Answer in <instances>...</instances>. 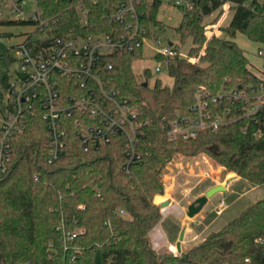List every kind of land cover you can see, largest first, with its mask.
<instances>
[{
    "label": "trees",
    "instance_id": "16d2710c",
    "mask_svg": "<svg viewBox=\"0 0 264 264\" xmlns=\"http://www.w3.org/2000/svg\"><path fill=\"white\" fill-rule=\"evenodd\" d=\"M229 1L234 5L223 27L225 36L211 37L198 63L176 57L167 69L171 86L160 80L142 85L151 77L149 69L143 79L132 69L141 49L108 58L113 64L104 75L109 88L127 97L139 121L146 122L139 143L141 160L130 174L122 170L121 137L84 151L79 138L69 133L64 155L48 163L45 124L39 115L29 118L24 132L12 140L6 171L0 172V264H264V197L181 257L158 252L149 238L161 218L153 200L163 191L160 172L175 152L206 151L227 171L254 186L264 184V134L255 137L252 126L245 131L246 121H231L188 140L167 134L165 121L190 113L199 86L215 94L222 87H245L260 80L259 66L250 64L234 37L242 33L258 48L264 43V0ZM114 2L37 0V5L41 19L48 20L57 34L99 33L120 28L104 15ZM220 3L199 0L193 10L181 11L175 31L180 43L190 40L189 54L205 41L203 14ZM157 8L156 4L147 8L146 25L161 24ZM79 10L86 12V25ZM29 23L0 20V24ZM72 233L75 238L67 239Z\"/></svg>",
    "mask_w": 264,
    "mask_h": 264
},
{
    "label": "built area",
    "instance_id": "2783aa9c",
    "mask_svg": "<svg viewBox=\"0 0 264 264\" xmlns=\"http://www.w3.org/2000/svg\"><path fill=\"white\" fill-rule=\"evenodd\" d=\"M114 1L110 12L106 9L104 15L120 25L119 29L57 34L52 31L48 20L41 19L35 0L36 11L24 20L30 21L28 25L34 27L33 34L38 36L29 34L15 46L19 70L14 81L5 80L2 84L5 112H0L1 173L10 163L13 138L24 132L29 118L35 115L41 117L47 131L48 163L64 155L69 133L79 138L84 151L98 148L118 137L124 139L122 170L126 174H130L133 164L141 160L139 143L146 122L139 121L138 113L127 97L109 88L104 75L113 64L108 58L121 51L137 49H141L142 55L143 43L151 36L153 26L144 22L147 8L168 2L180 11H191L199 0ZM220 1L218 7L203 14V20H207L203 26L208 39L224 32L222 29L231 16L234 4L229 0ZM23 3L24 0H0V20H7L3 17L2 8L8 5L10 12L16 13L15 19H22ZM211 6L209 3L208 7ZM79 12L83 18L81 23L86 25V12ZM155 42L159 44L161 40L155 39ZM179 44L180 40L168 41L158 50L154 56L157 60L154 73L167 71L175 58L182 56ZM257 55L260 59L259 81L239 88L222 87L215 94L199 86L188 115L164 120L168 136L194 139L201 131H214L237 120L246 121L245 131L252 126L255 137L264 134V43L258 48ZM225 205L221 199L217 214ZM119 214H124L123 210ZM75 236V233L69 234L67 239L72 240Z\"/></svg>",
    "mask_w": 264,
    "mask_h": 264
},
{
    "label": "rangeland",
    "instance_id": "374dc122",
    "mask_svg": "<svg viewBox=\"0 0 264 264\" xmlns=\"http://www.w3.org/2000/svg\"><path fill=\"white\" fill-rule=\"evenodd\" d=\"M35 11V0H24L22 19L31 17ZM2 13L7 20L16 18V13L10 12L9 5L2 8ZM156 18L161 24H154L151 27V36L145 39L141 58L132 62V69L136 75L141 77L140 79H143L144 69H149L151 77L142 80L149 86H153L158 80L161 85L171 86L173 80L166 70L154 73L157 63L154 56L168 41H179V35L175 29L182 21V12L168 2H163L158 5ZM206 23L207 20H202V25ZM33 31L34 27L28 24H0V112H5L2 84L5 80L14 81L19 70V64L15 59V46L23 42L27 35L33 34ZM32 36L37 37L38 35L33 34ZM213 36L223 37L225 33L220 32ZM155 39H160L161 43H156ZM209 39L205 36V41L197 44V50L192 54H189L192 46L190 40L181 41L179 44L181 55L192 63H198ZM234 40L245 51L250 64L258 65L260 62L257 55L259 45L248 40L242 33H236ZM160 182L163 191L156 194L153 200L158 206L161 202L167 201L168 203L159 206L161 218L149 233H152V237L154 236V242L159 244L166 235L169 248L160 245L156 250L161 253L166 251L178 257L203 241L213 231L219 230L252 203L264 197V184L253 186L234 172L227 171L215 158L203 150L194 153H173L161 169ZM214 185H223L226 189L209 197L202 209L194 217L189 218L186 215L187 206ZM221 199L226 205L221 213L217 214V205ZM182 230H184V236L181 242V253H178L176 243Z\"/></svg>",
    "mask_w": 264,
    "mask_h": 264
},
{
    "label": "water",
    "instance_id": "95a60500",
    "mask_svg": "<svg viewBox=\"0 0 264 264\" xmlns=\"http://www.w3.org/2000/svg\"><path fill=\"white\" fill-rule=\"evenodd\" d=\"M169 43H171V42H169ZM142 85L144 87H147V82H143ZM225 189L226 188L223 185H214V186L208 188L203 195L197 197L192 203H190L187 206L186 215L189 218L194 217L202 209V207L206 204L209 197H211L212 195H214L217 192L224 191ZM167 203H168L167 201L161 202V203H159V206H163ZM183 236H184V230H182L180 232V235L178 237V241L176 243V250L178 253H181V242L183 240Z\"/></svg>",
    "mask_w": 264,
    "mask_h": 264
},
{
    "label": "crops",
    "instance_id": "0c3cea01",
    "mask_svg": "<svg viewBox=\"0 0 264 264\" xmlns=\"http://www.w3.org/2000/svg\"><path fill=\"white\" fill-rule=\"evenodd\" d=\"M252 188H254V187H252ZM149 237H150L151 243L153 244L152 246H153L154 249H157L160 245H165V247H166L169 244L166 235H164V237H163L164 238L163 241H162L163 243L161 242L160 244L154 242V240H153L154 236L152 237V233L151 234L149 233ZM168 248H169V246H168Z\"/></svg>",
    "mask_w": 264,
    "mask_h": 264
}]
</instances>
